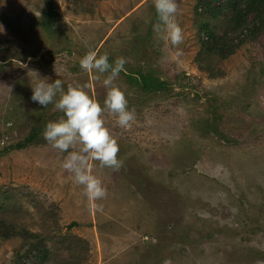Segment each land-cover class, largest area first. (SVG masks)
<instances>
[{
	"label": "rangeland",
	"instance_id": "obj_1",
	"mask_svg": "<svg viewBox=\"0 0 264 264\" xmlns=\"http://www.w3.org/2000/svg\"><path fill=\"white\" fill-rule=\"evenodd\" d=\"M177 3L183 43L174 58L153 30V0H0L10 23L0 21V264L264 261V28L237 39L230 9L210 17L198 0ZM90 50L113 65L126 59L114 83L135 110L130 128L104 114L122 167L91 162L107 189L96 213L61 167L67 153L43 138L63 113L55 100L32 101L28 75L38 70L65 90L89 85L103 106L109 73L79 64ZM141 75L163 88L142 90ZM35 128L29 146L11 148Z\"/></svg>",
	"mask_w": 264,
	"mask_h": 264
},
{
	"label": "clouds",
	"instance_id": "obj_2",
	"mask_svg": "<svg viewBox=\"0 0 264 264\" xmlns=\"http://www.w3.org/2000/svg\"><path fill=\"white\" fill-rule=\"evenodd\" d=\"M153 4L157 17L153 30L161 40L177 49L174 58H178L182 55L179 45L183 43V30L176 19L179 10L177 0H153ZM3 31L0 24V32ZM126 62L125 58L118 57L114 65L110 64L107 54L97 58V52L91 50L80 59V68L86 72L109 73L102 81L106 89L103 106L85 91L89 85L70 83L65 90L62 80L55 79L49 83V77L41 78L38 70L28 69V75L34 77L32 101L45 108L55 100L54 108L63 113L58 120L46 124L43 138L53 149L67 153L61 167L71 175L76 185L82 187L92 213L103 211V205L97 201L106 198L107 189L93 174L91 162L98 161L100 167L113 170L122 167V161L117 158L119 145L105 126L104 114L107 112L114 116L121 128H130L135 121V110L129 109L124 92L114 83L125 71ZM17 64L28 68L26 63L17 61ZM93 79L100 81L101 76L95 75ZM165 264L171 262L165 261ZM257 264H264V261H257Z\"/></svg>",
	"mask_w": 264,
	"mask_h": 264
},
{
	"label": "trees",
	"instance_id": "obj_3",
	"mask_svg": "<svg viewBox=\"0 0 264 264\" xmlns=\"http://www.w3.org/2000/svg\"><path fill=\"white\" fill-rule=\"evenodd\" d=\"M197 7L200 12L206 16H216L218 12L222 9H230L232 13L231 21L233 22V29L241 28L242 32L240 33L237 39H241L242 33L245 31L246 35H254L258 31H261L264 28V0H198ZM252 17L250 27L247 24V18ZM0 21H3L5 24L10 26V23L0 15ZM205 34L213 38L212 34L209 32L208 28L205 27ZM244 36V37H245ZM243 38V37H242ZM235 41V38L234 40ZM233 50L226 51L222 53V50L219 51L221 56L231 55ZM142 81L140 88L144 91L160 90L163 88L164 83L157 81L158 79L153 76H140ZM153 89H150L152 87ZM39 129L35 128L31 134L23 140L21 143H18L11 148L13 149H22L29 146L37 137Z\"/></svg>",
	"mask_w": 264,
	"mask_h": 264
},
{
	"label": "built area",
	"instance_id": "obj_4",
	"mask_svg": "<svg viewBox=\"0 0 264 264\" xmlns=\"http://www.w3.org/2000/svg\"><path fill=\"white\" fill-rule=\"evenodd\" d=\"M245 36V31L242 33V35L240 36L241 38ZM207 40V37H204V41Z\"/></svg>",
	"mask_w": 264,
	"mask_h": 264
}]
</instances>
